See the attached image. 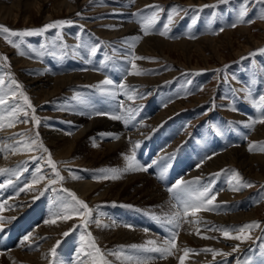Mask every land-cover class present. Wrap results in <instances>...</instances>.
I'll use <instances>...</instances> for the list:
<instances>
[{"label": "rangeland", "instance_id": "374dc122", "mask_svg": "<svg viewBox=\"0 0 264 264\" xmlns=\"http://www.w3.org/2000/svg\"><path fill=\"white\" fill-rule=\"evenodd\" d=\"M130 1L131 3L125 7L124 0H29L26 6L20 0H0V25H5L12 30L40 28L56 20H71L73 22L62 29H50L43 35L14 37L13 40L17 42L22 39L19 49L8 44L3 35H0V55L8 57V61H0V78L5 80V84L0 85V96L10 100L9 104L0 106V116L7 117L10 109H19L20 119L11 128L23 132L22 135L17 136L20 139L9 144L3 143V138H0V169L9 170L7 173L0 174V183L5 185L3 189H0V204L3 205V210H0V217H5L3 221H0L4 228V231L0 233V252L3 253L0 264H13L14 261L11 262L10 260L9 262L8 260L11 251L27 250L24 246H27L31 240L33 245L36 241V245H34L36 248L30 249L29 252L41 250L44 256V263L36 264H50V261L53 260L54 264H80L82 260L85 261V264H91L90 258L85 255L89 248L81 239L82 236H86L88 231L95 237L96 243L104 251L111 264H138V262L155 264L166 259H171L174 264H180V255L184 256L183 249L188 248V246V249L194 251H190L185 257V264H193L195 261L197 262L194 264H237L238 261L239 264H264V180L247 174L246 169L239 164L223 162L222 166L214 167L211 160L208 159L211 157L213 160L216 156L233 147H245L249 155L264 156V151L259 150L260 146H264V136H254L260 133L259 131L262 130L264 124L257 123L252 128L246 126L250 120L258 119L264 113V109L256 108L252 102L258 100L260 95H264V53L258 51L264 48V0H228L227 3L218 4L216 7L204 6L215 5L217 0H202V3H199L198 0H193V2L190 0H134V3L132 0ZM151 5H159L162 10L159 11V20L150 30V34L144 35L140 16L150 14L151 10L146 6ZM245 7L247 14L244 17V22H239V13ZM120 8L124 9L121 10ZM173 9H177V12L173 16V22L168 25L170 31L168 35L162 36L159 32L168 23V15L172 14ZM134 13L137 15H133ZM119 21H122L124 26L127 23H133L134 28H137L143 38H161L170 43L189 41L188 43L200 44L203 48L207 44L205 38L210 37L218 39L217 42H221L222 46L214 51L210 45H207L208 47L202 49V53L200 50H191L192 52H185V54L173 51L171 58H168L158 51H153L156 49L140 50L143 38V40L136 42V49H131L130 44L133 38L129 35L108 37L98 31L99 29L113 30L115 28L118 30L120 26L117 28L115 23ZM233 23L236 24V27L231 26ZM97 45L99 46L98 50L95 55H92L90 49ZM21 51L25 55H20ZM237 51L241 52L238 54L239 56L236 54ZM250 53L256 54L251 56ZM131 56L153 58L134 61L139 69L147 70L145 74H129L135 71L131 68L133 62L130 59ZM243 57H247V59H242ZM222 58L224 60H221ZM176 59H179L178 62L182 64L177 63ZM197 65L199 67H196ZM87 72L96 74V76L89 81L84 76L81 78V83L72 84L70 88L64 89L57 97L45 101L43 105L36 101V96L29 90L27 81H23V78L29 76L41 77L50 73L51 77H61L78 73L83 75ZM7 73H11L16 81L23 85V92L30 98L32 106L35 108L34 112L26 106L23 97L19 95V91H17V98L11 99V91L15 90V86L10 83L11 78ZM159 77L164 78L155 82L147 81ZM105 79L113 81V85L108 87L114 92L116 91V97H106L96 87H93ZM121 83L127 85L129 89L125 98V92L119 91L116 87ZM129 96L133 98L129 99ZM121 104L124 105L123 108L120 107ZM84 105L85 107H82ZM127 108H132L134 111L128 113L126 112ZM233 108L236 110L233 111ZM88 110L90 113L95 110L125 115L128 121L132 120L133 122H135L137 115L140 117L148 111V115L143 117L148 119L144 121L142 118L144 122L140 121L143 124L150 121L149 127L145 129L147 133L140 132L141 135L145 134L144 138L147 141L142 145L141 140H128V143L131 144L130 148L126 150L127 152L120 151L122 154L119 152L117 155L109 152L108 143L118 139L113 140L107 135L99 134L84 136L78 139L75 144V158L72 161L67 160L68 158H60L54 153L52 146L48 145V150L57 162L60 174L64 177L62 182L49 186V181L57 178L54 171L46 163L45 152L35 149L25 151L23 144L31 143L32 139L37 138L36 133L38 132L39 142L47 147V131L51 130L48 125L52 121L54 122L50 125L55 126L57 124V127L60 126L63 129V132L58 131V134L64 132L69 135L76 134L80 127L67 130V115L60 119H56L55 115L58 112L68 114L73 111L74 114L81 117ZM167 110L170 112L166 117L155 123L154 120ZM95 111H93L94 117H100L95 116ZM33 117L40 118L38 126L35 125ZM21 120L25 122H20ZM3 123L7 125L8 120L5 119ZM6 127L0 128V131ZM131 128L129 129L130 132L136 130L135 126ZM126 131L128 132V129ZM136 131L139 132L141 129ZM163 135H169L168 139L170 138L164 146L156 143L163 138ZM155 139L157 140L155 141ZM136 142H139L138 147L135 146ZM253 142H256L257 150L250 151L249 145ZM15 143L13 149H8V145ZM18 143L21 146H18ZM147 148L148 154L146 153ZM166 148L169 152H165L166 154L163 155L162 152ZM132 151H137L135 152L137 160L140 156L145 158L141 165H152L147 172H142L148 174L150 179L155 183L157 182L158 185L163 184L160 187L166 195H162L161 200L148 204L144 202V199L131 198L134 197L135 190L130 188V185L126 186L124 182L126 177L123 174L119 179H104L100 172H98L100 176L97 174V179L94 176V171L97 172L101 169H123V166L126 167L128 163L127 160L125 162L124 158L131 155ZM6 152L11 154L13 161L4 160L3 153ZM25 152L27 153L24 154ZM94 152H99L101 157L95 160L93 158ZM21 154L23 156L20 157ZM41 156L44 158L40 159ZM153 161L156 163L153 164ZM77 162L78 164L75 165ZM198 164L199 167H197ZM46 167L49 169L46 170ZM254 167H256V171L260 170L258 162L254 163ZM38 169L39 171H37ZM222 170L227 171L222 172ZM134 172L139 173L141 171H130V174ZM180 172L184 175L182 176ZM237 172L241 182L250 184V187H243L239 191L231 190L229 180ZM213 174L219 175L213 179ZM40 175H43L45 179L39 183L42 186L37 194L39 195L38 199L27 201L28 204L30 203L33 212L18 213L16 216L19 209L7 207L3 203L6 194H14L19 198L28 196L27 191H21V189L31 185L33 180ZM185 175L186 177L183 178ZM197 177L201 179L199 184L192 185L193 188L206 185L212 181L214 191L218 193L214 203L219 205V209L201 210L196 217L190 215V218L188 216L181 219V227L177 230V249L174 250L176 254L161 258L158 253L131 248V245H145L149 240H157V246H160L161 242L170 236L169 229L174 226L165 225L153 217L157 216L164 219L171 217L174 212L179 210L181 207L179 201L183 200L187 193L172 192L169 191V188L175 185L178 180L193 181ZM98 178H100L99 181L104 179L105 182L103 181L102 184L110 183L109 186L112 189L110 195L117 199H111L109 196L108 199H105L106 201L104 200L100 204L95 203L72 187L75 183L93 181V179L97 181ZM9 180L12 181L11 184L8 183ZM138 182L134 185L135 187H144L146 183L144 181H142L144 184ZM122 186L129 188V190H125ZM50 188H55L56 191L49 190ZM63 188L75 192L93 209V220H100L102 225H108V227L90 223L88 229L85 230L76 227L81 223V218L74 216L67 221L58 220L55 224L50 223V229L53 233H47L45 239H41L42 237L35 238L36 232L44 224H48L45 221L53 218L52 213L56 210V206L60 205L62 201H70L68 193L61 191ZM135 197H140V194ZM244 213H250L253 216L244 218L245 220L231 217ZM205 214L206 217L210 218L205 219ZM7 217L17 218L15 219L17 223L15 220L8 221ZM214 218L219 219L213 220ZM197 219L201 222L193 225L191 221ZM251 222H259V226L246 231L245 234L250 235L251 239L245 241L225 238L222 231L216 230L217 228L220 229L221 226L224 227V225L225 228L239 227ZM61 225L65 226L60 228ZM114 226L115 228H113ZM186 226L188 229L192 226L194 230L191 229V231L198 237L201 236L199 238L202 240H207V238H202L204 236L209 237V246L206 244L201 248L186 241L182 242L181 234ZM35 228H38L37 231ZM120 230L136 233L140 236L136 235L130 239H128L129 236H124L121 240H116L121 234V232L119 233ZM206 230H210L213 234H207ZM197 231L199 233L201 231V233L197 234ZM65 232L68 233L67 236L63 235ZM104 232L106 235L108 234V239H104L101 234ZM26 234H30V241L22 243ZM236 234L235 232L232 233V235ZM111 240L116 242L108 243ZM57 241L61 242L58 246ZM237 245H239V250L233 252V248ZM54 246L57 247L55 258L51 257L50 253ZM121 246H123L122 256L118 258L109 254L112 251H121ZM206 248L216 249L220 254L215 255L214 258L213 253L203 251ZM45 250L47 251L45 252ZM177 252L182 253L179 255ZM224 253H230V255H224ZM175 255H178L177 258ZM128 256H132L134 259H126Z\"/></svg>", "mask_w": 264, "mask_h": 264}, {"label": "bare ground", "instance_id": "6f19581e", "mask_svg": "<svg viewBox=\"0 0 264 264\" xmlns=\"http://www.w3.org/2000/svg\"><path fill=\"white\" fill-rule=\"evenodd\" d=\"M23 4H25V6L27 5V2L29 0H20ZM84 1V0H83ZM141 1V0H140ZM144 1V0H143ZM142 1V2H143ZM199 3H202L203 1L202 0H198ZM77 2V1H76ZM125 2V7H127L131 1L130 0H124ZM190 2H193V0H190ZM82 4V3H81ZM71 5V4H70ZM74 5V4H73ZM77 5V4H76ZM74 7V6H73ZM124 7V5H123ZM69 8V6H68ZM75 8V7H74ZM129 8V7H128ZM73 9V8H72ZM121 9V8H120ZM124 9V8H122ZM121 9V10H122ZM119 13V12H118ZM52 16V15H50ZM111 22V21H110ZM122 21H119V22H116L115 25L117 26V28H119L120 26V29H113V30H105V29H99L98 31L99 32H102L104 34H106L108 37H117V36H123L125 37L126 35H129L131 38H134L139 34V32L137 31V28L135 29L133 23H127L125 26L124 24L122 25L121 23ZM103 24V23H102ZM107 24V23H105ZM114 25V24H113ZM124 26V27H123ZM247 30V29H245ZM250 31V29L248 30V32ZM233 32V31H232ZM242 32V31H241ZM122 38V37H121ZM119 39V38H118ZM144 39V40H143ZM143 42L141 43V46H140V50L141 49H144V51H149V50H153V49H156V50H153V51H158L160 52L161 54H163L164 56L168 57V58H171V53H173V51H178V52H182L183 54H185V52H189L191 50H194V51H199L200 50V53L203 52V48L204 47H208L207 45H210L212 47V50L216 51L217 49H219L222 45H221V42H217L218 39L216 38H205L206 40V45H204V47L202 48V46L200 44H195V45H192L191 43H188L187 41H181V42H168L164 39H161V38H153V37H145L143 38ZM133 40V39H132ZM200 43V42H199ZM205 43V42H204ZM230 43V42H229ZM232 46V45H231ZM136 49V48H135ZM158 49V50H157ZM203 49V50H202ZM192 52V51H191ZM241 52L240 51H237V55L240 54ZM159 55V54H158ZM239 56V55H238ZM125 57H127V55H125ZM183 57V56H182ZM178 58V57H177ZM125 59V58H124ZM126 60V59H125ZM177 63L179 64H182L180 62H178L179 59H176ZM206 60V59H205ZM221 60H224V58H222ZM19 61H22V60H19ZM209 63V61H207ZM210 65V64H209ZM211 66V65H210ZM209 66V67H210ZM196 67H199L198 65ZM126 69V68H125ZM123 72V70H122ZM50 74L46 75V76H32V77H28V78H23L24 82L27 81L28 85H29V90L34 94V96H36V101H38L40 103V105H43V103L49 99H54L55 97H57L61 91H63L64 89H68L70 88V86L72 84H78V83H81V78H83L84 76L86 77V79L89 81L90 79H93L96 74H93V73H86V74H83L81 75L80 73L78 74H74V75H66V76H61V77H51ZM147 78V77H146ZM164 78V77H163ZM163 78L159 77V78H154V79H149L147 81H151V82H155V81H160L162 80ZM143 79V78H142ZM83 80V79H82ZM139 80V79H138ZM143 81V80H142ZM146 81V82H147ZM129 83V82H128ZM158 83V82H157ZM86 84V83H85ZM116 92V91H115ZM126 94L124 93V98L126 97L125 96ZM116 97V96H115ZM113 99V98H112ZM119 99V97H118ZM114 100V99H113ZM112 100V101H113ZM126 100V99H125ZM110 101H111V98H110ZM108 102V101H107ZM109 104V103H108ZM153 104V103H152ZM156 104V103H155ZM110 105V104H109ZM157 106V105H156ZM76 107V106H75ZM82 107H85L82 106ZM96 107V106H94ZM151 107H154V106H151ZM179 107V106H178ZM66 108V107H65ZM99 108V107H98ZM102 108V106H101ZM156 108V107H155ZM169 108V107H168ZM94 109V108H93ZM104 109V108H102ZM108 109V108H106ZM110 109V108H109ZM108 109V110H109ZM113 110V108H112ZM111 110V111H112ZM147 110V109H146ZM70 111V110H69ZM95 111V110H93ZM91 111V113L93 112ZM96 112V111H95ZM140 112V110H139ZM138 112V113H139ZM152 112V110H151ZM150 112V113H151ZM170 111L167 110L166 112H162L157 119H155V123H157L159 120L161 119H164L166 117V115L169 113ZM90 111H86L85 112V115H82L81 117L79 115H76L73 113V111H71L70 113L66 114V113H61V112H58L57 115H55V118L57 119H60L62 118L64 115H67L66 117L68 118V123H67V130H73L75 128H78V131L76 134L74 135H69L67 132H64V133H57L58 131H62L63 132V129H61L62 127L60 126H54V125H50L52 121L48 126L51 128L50 131H47L48 134H47V149H48V145L52 146L53 148V151L56 155H58L60 158H68L67 160H73V158H75L74 154H75V144L76 142L78 141V139L84 137V136H91L92 134H99L101 135L102 133H111L112 135H107L110 139H118V140H115V141H111L108 146V150L109 152H112L111 154H117L119 153L120 151H126L127 149H129L130 145L128 143V140L130 141L131 139H133L134 141H138V140H141L140 143L143 145V143L145 141H147L144 136V135H141L140 132H145L147 130L146 127H149V122L150 121H147L148 123H141L140 121L142 120V118L145 116V115H148V111H146L145 114H142L140 117H138L137 115V118L135 119V122H133L132 120H129L128 123L126 124L123 120H121L120 122L118 120H112L110 119V117H94V112L91 114ZM110 113V112H109ZM137 114V113H136ZM89 118H87V117ZM96 116V115H95ZM157 116V115H156ZM94 117V118H93ZM66 118V119H67ZM92 118V119H91ZM251 118V117H250ZM144 119V118H143ZM148 119L147 117H145L144 121ZM154 119V118H152ZM137 120V121H136ZM143 121V120H142ZM143 121V122H144ZM251 121V120H250ZM57 122V121H56ZM160 122V121H159ZM156 125V124H155ZM135 126L136 130L137 129H141V131H134L132 130V132L129 131V129L131 127ZM126 127V128H125ZM129 127V128H127ZM258 127V126H257ZM125 128V129H123ZM11 127H6L4 130H1L0 131V138H3L2 142L3 143H10L12 141H16L19 138H17V136L19 135H22L23 132L19 131V130H15ZM128 129V132L126 131ZM132 129V128H131ZM12 130V131H11ZM65 130V129H64ZM174 130V129H173ZM172 130V131H173ZM252 130V129H251ZM259 130V129H258ZM167 131V130H166ZM169 131V130H168ZM33 132V131H32ZM260 133H257L255 134L254 136H264V125H263V128L262 130L260 129L259 131ZM147 133V132H145ZM137 134V135H136ZM165 134V133H164ZM160 135V134H159ZM162 135V134H161ZM168 136L169 135H163V138L162 139H159L158 141H156L157 139H155L156 143H159V144H162V146L166 145L167 144V141L170 139H168ZM46 137V136H45ZM118 137V138H116ZM16 138V139H14ZM120 138V139H119ZM9 140V141H8ZM133 141V142H134ZM154 141V142H155ZM18 142V141H17ZM238 142V141H237ZM2 143V145H3ZM131 143V142H130ZM239 143V142H238ZM19 144V143H18ZM15 144H12V145H8V149H13ZM135 145V143H134ZM132 145V146H134ZM146 145V143H145ZM231 145V144H230ZM245 145V144H244ZM18 146H21V144H19ZM7 147V146H6ZM142 147V146H141ZM146 147V146H145ZM144 147V148H145ZM16 148V147H15ZM14 148V149H15ZM132 148H136V147H132ZM143 148V147H142ZM161 148V147H160ZM17 149V148H16ZM23 150V149H22ZM147 150V154H148V148L146 149ZM4 151V149H3ZM2 151V152H3ZM8 151V150H7ZM26 151V150H25ZM144 151V150H142ZM120 152V153H121ZM127 152V151H126ZM125 152V153H126ZM133 152V151H132ZM137 152V151H135ZM165 152H169V150L167 151V148L164 149V154H166ZM27 152H25L24 154H26ZM23 154V153H22ZM20 155L23 156V155ZM122 154V153H121ZM118 155V154H117ZM45 157H47V153H45ZM101 157L100 153L99 152H94L93 154V158L95 160L99 159ZM169 157V156H168ZM3 158H5L4 160L6 161L7 159L8 160H11L13 161V157L11 156V154L9 153H3ZM16 158V157H15ZM23 158V157H22ZM92 158V159H93ZM120 159V158H119ZM125 159V158H124ZM163 159V158H161ZM137 160V159H136ZM145 158L143 156H140V158L137 160L140 164H142V162H144ZM211 160V164L212 166L214 167H218V166H222L223 165V162H226V163H230V164H239L241 167H243L244 169H246L247 171V174L249 173L250 175H253L254 177H256L257 179H260V180H264V156L262 155H249L246 151V148L245 147H233L229 150H227L226 152L222 153L221 155L219 156H216V158H214L213 160ZM90 161V160H89ZM101 161V160H100ZM94 162V161H93ZM121 162H123V160H121ZM120 162V164H121ZM125 162L126 159H125ZM259 164V168L260 170L259 171H256V167H254V163H257ZM119 163V162H118ZM18 164V163H17ZM44 164V163H43ZM78 164L75 163V165ZM94 164V163H93ZM124 164V163H123ZM162 164V163H161ZM91 166V165H90ZM196 166V165H195ZM114 167V166H113ZM203 167V166H202ZM201 167V169H202ZM123 168H125V165L123 166ZM220 168V167H219ZM49 169V167H46V170ZM118 169V168H117ZM206 171L207 169L204 168ZM209 169V168H208ZM181 170V169H180ZM192 170V169H191ZM155 171V170H153ZM198 171V170H197ZM201 171V170H200ZM99 171L95 172L94 171V176H96V179H97V174ZM133 172V171H132ZM144 172V171H143ZM142 171L139 172V173H133V174H130V171L129 172H125L123 173V175L126 177L124 178L125 179V183H126V186H129L130 185V188H133L135 190L134 192V197H131V198H137V199H144V202L148 203V204H151L153 201H156V200H161V198L166 195L162 188L160 186L162 185H158L157 182L155 183L152 179H150L151 177H149L148 174L146 173H143ZM185 172V171H183ZM187 172V170H186ZM202 172V171H201ZM190 173V171H189ZM180 174L182 175V173L180 172ZM199 174V172H198ZM92 175V177H94ZM184 175V174H183ZM182 175V176H183ZM197 175V174H196ZM100 176V174H99ZM88 177V175H87ZM186 175L183 177L185 178ZM191 177V176H190ZM100 178H98L97 181H95L93 179V181H84V182H78V183H75L72 185V187H74L75 189L78 190V192L81 193V195H83L85 198L87 197L88 199H90L91 201L95 202V203H101L103 202L105 199H108L109 196L111 199H117L115 197H112L110 195L111 193V186L110 183L108 184H102V182L104 181H99ZM187 179H188V176H187ZM138 180H140L139 182H142L144 181L145 185L144 187H135L134 185L137 184ZM159 180V179H158ZM105 182V181H104ZM138 182V183H139ZM160 182V181H159ZM44 183V182H43ZM143 183V182H142ZM143 183V184H144ZM32 187H33V190L32 191H27L28 193V196H23L21 198L15 196L14 194L13 195H7L6 194V198L4 199L5 201L3 203H5L7 205V207L11 206V208H17L19 209L18 212H16V216L17 214H21V213H28L29 211L30 212H33L32 208H30V203L28 204L27 201H34V197H38L39 195H37L40 190H41V184H36V185H33L31 184ZM48 185V184H47ZM71 186V185H70ZM138 186V185H137ZM166 186V185H165ZM124 186H122L123 188ZM26 188V187H24ZM125 190H129V188L127 189V187H124ZM45 189V188H44ZM43 189V190H44ZM109 191H108V190ZM14 190V189H13ZM76 190V191H77ZM117 190V188H116ZM119 190V189H118ZM114 192V191H113ZM16 193V192H15ZM116 193V192H115ZM226 193V192H225ZM26 194V193H25ZM133 194V193H132ZM140 194V197H135L137 195ZM163 195V196H162ZM221 195V194H220ZM232 197V196H231ZM135 199V200H137ZM224 199V198H223ZM125 200V199H124ZM226 200V199H225ZM228 200V199H227ZM230 200V199H229ZM106 201V200H105ZM219 201V200H218ZM143 202V201H142ZM216 202V201H215ZM228 202V201H227ZM33 203V202H32ZM159 203V202H158ZM220 203V202H219ZM225 204V203H224ZM228 206V205H226ZM219 209V208H218ZM228 209V208H227ZM232 209V208H231ZM13 211V210H12ZM6 213V211H5ZM243 213V212H242ZM216 214V213H215ZM5 215V214H4ZM23 215V214H22ZM21 215V216H22ZM203 215V214H202ZM213 215V214H212ZM222 215V213H221ZM6 216V215H5ZM214 216V215H213ZM218 216V215H217ZM229 216V215H227ZM250 216H253L252 214L250 213H244V214H238V215H232L231 217H236L237 219H244V218H247V217H250ZM112 217V216H111ZM199 217V216H198ZM205 217H206V214H205ZM222 217V216H221ZM230 217V216H229ZM5 218V217H4ZM7 218H12V217H7ZM190 218V216H189ZM207 218H210V217H206L205 219ZM223 218V217H222ZM221 218V219H222ZM17 219V218H15ZM15 219H11L10 222L14 221ZM212 219V218H211ZM219 218H214L213 220H217ZM229 219V218H228ZM236 219V220H237ZM8 220V219H7ZM191 220H192V217H191ZM210 220V219H209ZM208 220V221H209ZM227 220V219H226ZM235 220V219H234ZM245 220V219H244ZM9 221V220H8ZM17 220H15L16 222ZM201 221V220H200ZM223 221V220H222ZM230 221V220H229ZM182 222V221H181ZM184 222V221H183ZM206 222V221H204ZM221 223V221H219ZM17 223V222H16ZM190 223V222H189ZM188 223V224H189ZM232 223V222H231ZM67 224V223H66ZM206 224V223H205ZM115 225V224H114ZM194 225V223H193ZM214 225V224H213ZM219 225V223H218ZM224 225V223H223ZM65 225H61L60 228H63ZM116 226V225H115ZM115 226L113 228H115ZM189 226V225H188ZM188 226H186L184 229V231L182 232L181 234V241H186L188 242L189 244H193V245H197V246H205L206 244L208 245V243H210V241L207 240L205 241L200 239L198 235L194 234L191 229L192 226L190 227V229H188ZM207 226V225H206ZM212 226V225H211ZM221 226V225H220ZM219 226V227H220ZM37 227V226H36ZM50 223L48 224H44L43 227H41V229L39 231H37V229L39 228H35L36 229V237L35 238H40L42 237L41 239H45L46 238V235H48L49 233H53V231L50 229ZM58 227V226H57ZM205 227V226H203ZM222 227V226H221ZM59 228V229H60ZM202 228V227H201ZM225 228V225L224 227ZM26 229V228H25ZM56 229V228H55ZM112 229V228H111ZM182 229V228H181ZM204 229V228H203ZM207 229V228H206ZM218 229V228H217ZM194 230V229H193ZM211 230V229H210ZM208 231L206 230L205 232L207 234H213L211 233V231ZM18 231V230H17ZM56 231V230H55ZM109 231V230H108ZM214 231V230H213ZM212 231V232H213ZM57 232V231H56ZM59 232V231H58ZM121 232V234L119 235V237L116 238V240H121L124 236L128 237V239L130 238H134L136 237V233H129V231H122L120 230L119 233ZM204 232V233H205ZM220 232V231H219ZM48 233V234H47ZM201 233V231H200ZM203 233V232H202ZM203 233V234H204ZM104 237V239H108V234L106 235V233H101ZM106 235V237H105ZM220 235V234H219ZM140 236V235H138ZM151 236V235H150ZM154 238V237H152ZM213 238V237H212ZM224 238V237H223ZM54 239V238H53ZM23 240V239H22ZM218 240V239H217ZM222 240V239H221ZM30 241V240H29ZM32 241V240H31ZM28 242L27 246H24L25 248H27V250L24 249H17V250H14V251H11V255L9 256L10 258L8 259L9 262L11 260L14 261L13 264H36V263H44V256L40 251H37V252H29L31 251L36 245L35 242H34V245H33V242ZM51 241V240H50ZM157 241V240H156ZM224 241V240H223ZM111 242H116L115 240H111V241H108V243H111ZM218 242V241H217ZM27 243V242H26ZM214 243V242H213ZM216 243V242H215ZM220 243V242H219ZM218 243V244H219ZM41 244V243H40ZM186 244V243H185ZM222 244V243H221ZM143 245V244H142ZM146 245V244H145ZM188 245V244H187ZM209 246V245H208ZM230 246V245H229ZM21 247V246H20ZM181 247V246H180ZM213 247V246H212ZM227 247V246H225ZM36 248V247H35ZM42 248V247H41ZM189 248V246H188ZM192 248V247H191ZM202 248V247H201ZM31 249V250H30ZM177 249V248H176ZM195 249V248H194ZM225 249V248H224ZM44 250V249H43ZM179 250V249H178ZM200 250V249H199ZM9 251V250H8ZM47 250H45L46 252ZM181 251V250H179ZM179 255L180 253L182 252H177ZM197 253V252H195ZM176 254V253H174ZM194 255V254H193ZM201 255V254H200ZM205 256V254H203ZM12 256V257H11ZM178 256V255H175V257ZM197 257V255H195ZM202 256V255H201ZM209 256V255H208ZM207 256V257H208ZM3 257V255H0V259ZM174 257V256H173ZM181 257V255H180ZM207 257H205L206 259H208ZM214 257V255H213ZM5 258V256H4ZM8 258V257H7ZM177 258V257H176ZM194 258V257H193ZM200 258V257H199ZM212 258V257H210ZM215 258V257H214ZM173 259V258H172ZM179 259V258H178ZM177 259V261H178ZM196 259V258H195ZM205 259V260H206ZM161 260V259H160ZM210 260V259H209ZM158 261V260H157ZM176 261V260H175ZM195 261V260H193ZM207 261V260H206ZM197 262V261H195ZM194 262V263H195ZM187 263V262H186ZM193 263V264H194ZM200 263V262H198ZM151 264V263H150ZM155 264H174V261H171V259H166L160 263H155ZM178 264V263H177ZM185 264V262H184ZM192 264V263H191Z\"/></svg>", "mask_w": 264, "mask_h": 264}, {"label": "snow or ice", "instance_id": "6c2138e0", "mask_svg": "<svg viewBox=\"0 0 264 264\" xmlns=\"http://www.w3.org/2000/svg\"><path fill=\"white\" fill-rule=\"evenodd\" d=\"M134 3V0H132ZM228 0H217V4L215 5H205L204 7H216L218 4H223L227 3ZM146 8L150 9V14L147 15H141L140 20L142 22V31L144 35L150 34V30L157 24L159 20V11L162 10L161 6L159 5H151V6H146ZM177 9H173L172 14L168 15V23L164 25V28L162 31L159 32L160 35L166 36L168 35L170 29L168 25H170L173 22V16L176 14ZM247 14V8H243L238 16V21L239 22H244V17ZM77 15H80V13H77ZM137 15V14H133ZM73 22L71 20H56L51 23L45 24L40 28H35V29H25V30H12L9 29L5 25H0V35H3V38L7 41L8 44L15 48H20L22 39L20 42L14 41L13 38H23V37H28V36H33V35H43L45 32H47L50 29H62L66 25H71ZM232 27H236V24L233 23L231 25ZM220 31H223V29H220ZM143 37L138 35L133 38L130 48L134 49L136 46V42L141 40ZM29 47H31L29 45ZM79 47V46H77ZM98 45L94 46L90 49V52L92 55H95V53L98 50ZM33 51H35L33 49ZM261 53H264V48L258 50ZM20 55H25L23 51L19 53ZM256 53H250L249 55L254 56ZM127 58V57H126ZM131 68L135 69L134 72H131L129 74H134V75H142L145 74L147 70H142L137 67V65L134 63L135 60L137 59H153V58H146V57H137V56H131ZM242 59H247V57H243ZM0 61H8V57L6 55H0ZM7 75L11 78L10 83L15 86V90L11 91V99H16L17 98V91H19V95L23 97V100L26 104V106L32 111H35V108L32 106V102L28 95L23 92V85L19 84L14 76H12L11 73H7ZM5 80L3 78H0V85H4ZM113 85V81L110 79H105L101 81L98 85H95L93 87H96L99 92L106 96V97H114L116 95V92L111 90L108 86ZM119 91L125 92V94H128V86L121 83L116 86ZM250 94V93H249ZM79 98V97H78ZM132 96H129V99H132ZM253 104L255 105L256 108L264 109V95H260L258 100H253ZM10 103L9 99H6L3 96H0V106H4ZM121 108L124 107V105H120ZM236 109L233 108V111ZM20 110L16 108H12L8 112L7 117L0 116V128H3L5 126L7 127H13L15 122L19 120V115L18 112ZM134 109L132 108H127L126 112L131 113L133 112ZM25 115L27 113L25 112ZM95 115L97 116H109L110 119L112 120H123L126 124L128 123V119L125 118V115H117V114H110L109 112L105 111H96ZM130 118V117H129ZM7 119L8 123L5 125L3 121ZM35 121V125L38 126L40 124V118L39 117H33ZM20 122H25V121H20ZM257 123L264 124V113L261 114V116L258 119L251 120L246 126L249 128H252L254 125ZM102 136L104 135H112L111 133H102ZM36 139H32L31 143H24L23 148L26 151H32V150H43V152L47 153V160L46 163L48 166L51 167V169L54 171L55 176L57 179H52L49 181V186L51 185H56L59 182H62L64 180V177L60 174V171L57 168V162L53 159L52 154L49 152V150L43 145L42 142H39L38 137L39 133H36ZM118 138V137H116ZM136 147L139 146V142H136ZM18 150V149H17ZM249 150L254 151L257 150L256 142H253L249 145ZM260 151H264V146L259 147ZM44 157L41 156L40 159H43ZM35 159V157H33ZM125 159L128 161L127 166L123 169H117V168H111V169H101L99 172L102 175V178L104 179H119L120 176L129 171H144L147 172L148 168L151 167L152 165L144 166L141 165L137 160L135 156V151L131 155H128L125 157ZM208 159H211V157H208ZM156 162L153 161V164ZM200 165L198 164L197 167ZM9 170L8 169H0V174L7 173ZM39 171V169L37 170ZM227 171V170H222V172ZM216 175L219 174H213V179L215 178ZM78 179L79 177H74ZM45 177L43 175L38 176L36 179L33 180L32 184H38L41 181H43ZM200 177L195 178L193 181H185V180H178L175 185L169 188V191L172 192H186V196L183 200L179 201L181 207L179 210L174 212L171 217H166L162 219L161 217L154 216L153 218L160 221L161 223L165 225H173V228H170V236L166 238L164 241L161 242L160 246H157V242L155 240H149L147 241L146 245H131L130 247L133 249H143L146 252H151V253H158L160 254L161 258H166L168 255L174 254V250L176 248V238L178 235L177 230L181 227V219L187 218L188 216H193L196 217L197 214L201 210H214L219 207V205L215 204L216 197L218 195L217 192L214 191L212 181H209L208 184L206 185H200L199 187L193 188V184H199ZM235 181V183H233ZM9 184L12 183L11 180L8 181ZM229 185L231 187V190L233 191H239L243 187H250L251 185L248 183H242L241 178L239 176V173H235L230 180H229ZM5 185L3 183H0V189H3ZM33 187L32 185L27 186L25 189H21V191H32ZM49 190L56 191L55 188H50ZM62 192L68 193L70 197V201L64 202L62 201L60 205L56 206V210L53 211L52 213V219L46 220L45 223H51L55 224L57 223L58 220H63L67 221L69 219H72L74 216H78L81 218V223L77 225L76 227L83 228L85 230L88 229L90 223H96L97 226H102V227H108V225H102L100 220H93V209L89 207V205L82 199H80L75 192H71L67 188L61 189ZM41 194H43L41 192ZM34 199H38V197H34ZM11 207V206H9ZM0 210H3V205L0 204ZM5 218L0 217V221H3ZM9 221L11 219H15L14 217L12 218H7ZM201 221L199 219L191 221V223L194 224H199ZM259 222H251L247 223L244 225H241L239 227L236 226H231L229 228H223L221 227L220 230L222 231V234L225 238L228 239H234V240H240V241H245L248 239H251L250 235L245 234L247 230L252 229L253 227H258ZM131 227V226H129ZM4 231L3 228V223L0 222V233ZM147 231V229H145ZM235 232L237 233L236 235H232V233ZM197 234H200L199 231H197ZM64 236H67L68 233L65 232L63 233ZM203 238H209L207 236H204ZM30 239V234H26L23 237L22 243L29 241ZM81 239L85 241V245L89 248V251L85 254L86 257L90 258L91 264H111V261H109L106 258V255L104 251L101 250L99 245L96 243L95 237L92 235L90 231L86 233V236H82ZM60 241H57V246L60 244ZM151 246V247H149ZM123 246H121V251H112L109 254L113 256H117L118 258L123 255L122 252ZM239 250V245L233 248V252H236ZM82 251H83V246H82ZM184 251V256L180 257V264H184L185 257L189 254L190 251H194L188 248L183 249ZM203 251L206 252H211L213 253L214 257L215 255L220 254L216 249L212 248H206ZM51 257L55 258L57 255V247L54 246L51 250ZM3 253L0 252V255ZM224 255H230V253H224ZM128 260L134 259L132 256L126 257ZM50 264H54V260L50 261ZM80 264H85V261L82 260ZM138 264H142V262H138ZM239 264V261L237 262Z\"/></svg>", "mask_w": 264, "mask_h": 264}]
</instances>
